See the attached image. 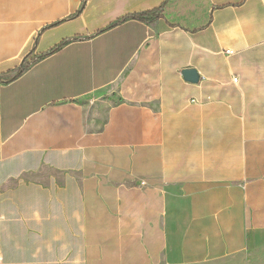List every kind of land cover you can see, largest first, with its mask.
I'll return each instance as SVG.
<instances>
[{
	"label": "crops",
	"instance_id": "obj_1",
	"mask_svg": "<svg viewBox=\"0 0 264 264\" xmlns=\"http://www.w3.org/2000/svg\"><path fill=\"white\" fill-rule=\"evenodd\" d=\"M0 264H264V0H0Z\"/></svg>",
	"mask_w": 264,
	"mask_h": 264
},
{
	"label": "water",
	"instance_id": "obj_2",
	"mask_svg": "<svg viewBox=\"0 0 264 264\" xmlns=\"http://www.w3.org/2000/svg\"><path fill=\"white\" fill-rule=\"evenodd\" d=\"M184 76L186 79L190 81H197L199 78V75L195 69H186L183 71Z\"/></svg>",
	"mask_w": 264,
	"mask_h": 264
},
{
	"label": "trees",
	"instance_id": "obj_3",
	"mask_svg": "<svg viewBox=\"0 0 264 264\" xmlns=\"http://www.w3.org/2000/svg\"><path fill=\"white\" fill-rule=\"evenodd\" d=\"M80 12H81V10L78 13H80ZM152 14L153 13L146 12V13H142V14H139V15H135L134 18L138 19V20H142V21H150L151 18L149 16H151ZM25 68L26 67L23 66L19 72L20 73L23 72L25 70Z\"/></svg>",
	"mask_w": 264,
	"mask_h": 264
},
{
	"label": "built area",
	"instance_id": "obj_4",
	"mask_svg": "<svg viewBox=\"0 0 264 264\" xmlns=\"http://www.w3.org/2000/svg\"><path fill=\"white\" fill-rule=\"evenodd\" d=\"M226 53H228V54H232V53H234V52L229 50V51H226ZM238 80H239L238 78H234V81H235V82H238Z\"/></svg>",
	"mask_w": 264,
	"mask_h": 264
}]
</instances>
